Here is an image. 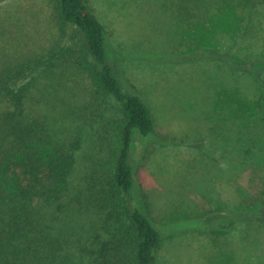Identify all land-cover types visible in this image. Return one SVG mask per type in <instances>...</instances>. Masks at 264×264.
<instances>
[{
    "label": "rangeland",
    "instance_id": "obj_1",
    "mask_svg": "<svg viewBox=\"0 0 264 264\" xmlns=\"http://www.w3.org/2000/svg\"><path fill=\"white\" fill-rule=\"evenodd\" d=\"M86 1L105 28L122 89L139 96L159 131L174 140L134 131L129 155L135 201L162 236L155 264H264V228L247 220L264 219V209L252 213L242 204L250 179L244 168L246 145L237 141L244 133L242 120L246 122L245 83L256 78L264 84L259 48L264 5L243 9L227 0ZM224 11L225 24L215 22ZM50 32L48 0L0 5V51L15 53L34 41L50 47ZM30 78L29 106L54 121L59 139H81L63 202L79 209L93 236L103 237L106 223L90 207L88 186L97 164L105 160L106 122L122 111L109 99L102 116H89L82 101L86 83L75 70L62 82L42 71Z\"/></svg>",
    "mask_w": 264,
    "mask_h": 264
},
{
    "label": "trees",
    "instance_id": "obj_2",
    "mask_svg": "<svg viewBox=\"0 0 264 264\" xmlns=\"http://www.w3.org/2000/svg\"><path fill=\"white\" fill-rule=\"evenodd\" d=\"M227 1L243 9L264 5V0ZM48 8L50 47L32 41L15 53L0 51V264H155L162 236L135 201L129 155L134 131L145 138L174 140L159 131L139 96L122 89L105 28L87 1L48 0ZM224 16L225 11L215 22L225 24ZM259 48L264 55V40ZM74 70L86 83L82 101L89 116H102L109 99L122 111L106 122L105 160L97 164L88 186L90 207H96L106 223L103 237L93 236L79 209L63 202L81 139H59L54 121L29 106L34 73L42 71L46 78L62 82ZM252 80L243 91L246 122L242 120L244 133L237 141L246 145L244 168L250 179L242 204L253 213L264 209V84ZM232 82L237 86L238 81ZM247 220L264 228V219Z\"/></svg>",
    "mask_w": 264,
    "mask_h": 264
}]
</instances>
